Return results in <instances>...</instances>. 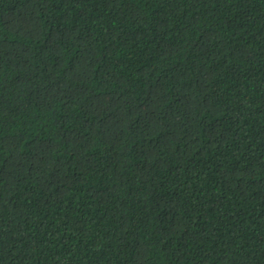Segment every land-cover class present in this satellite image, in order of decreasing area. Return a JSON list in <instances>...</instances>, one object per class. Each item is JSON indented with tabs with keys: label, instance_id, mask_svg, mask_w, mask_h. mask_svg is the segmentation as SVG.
<instances>
[{
	"label": "trees",
	"instance_id": "16d2710c",
	"mask_svg": "<svg viewBox=\"0 0 264 264\" xmlns=\"http://www.w3.org/2000/svg\"><path fill=\"white\" fill-rule=\"evenodd\" d=\"M0 264H264V0H0Z\"/></svg>",
	"mask_w": 264,
	"mask_h": 264
}]
</instances>
